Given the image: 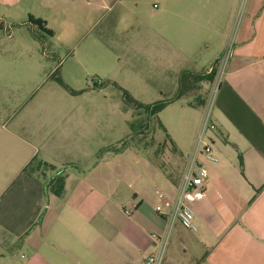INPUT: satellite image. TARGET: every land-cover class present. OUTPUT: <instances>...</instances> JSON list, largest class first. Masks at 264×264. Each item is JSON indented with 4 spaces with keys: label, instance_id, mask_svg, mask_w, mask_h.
Here are the masks:
<instances>
[{
    "label": "crops",
    "instance_id": "0c3cea01",
    "mask_svg": "<svg viewBox=\"0 0 264 264\" xmlns=\"http://www.w3.org/2000/svg\"><path fill=\"white\" fill-rule=\"evenodd\" d=\"M57 1L58 7L83 6L87 11L82 18L91 24L98 16L118 24L122 50L151 55L149 80L161 92L170 88V98L179 92L181 74L192 72L190 84L199 88L205 103L181 99L165 109L183 102L201 113L214 80L198 77L219 69L225 25L234 24L241 5V0ZM8 2L0 0L3 6ZM4 17L0 14V19ZM242 23L223 77L213 84L217 93L212 120L217 128L210 138L219 160L200 159L208 171L205 189L185 198L194 209L198 229L192 231L179 223L181 227L171 231L163 264H264V0L245 3ZM217 40L221 45L212 49L211 42ZM80 120L84 125L75 135L80 148L74 150L95 153L107 149V142L101 138L97 144L95 139L96 115L88 112ZM186 124L176 132L165 124L176 153L183 158L179 174L153 171L152 166V180L163 189L158 194L141 183L143 172H137L141 184L129 202L134 207L130 216L125 212L127 206L116 202L118 189L113 187L114 180L126 172V165L116 169L99 163L78 176L66 171V191L58 197L45 191L44 179L24 172L39 151L25 148L22 162L16 165L10 145L0 143V184L8 180L0 192V257L4 249L13 247V255L2 258L4 263L144 264L157 250L151 235H163L169 228L201 127L197 120ZM2 138L10 143L16 134L7 129ZM2 156L7 157L4 171ZM179 241L185 246L182 252L177 248Z\"/></svg>",
    "mask_w": 264,
    "mask_h": 264
},
{
    "label": "rangeland",
    "instance_id": "374dc122",
    "mask_svg": "<svg viewBox=\"0 0 264 264\" xmlns=\"http://www.w3.org/2000/svg\"><path fill=\"white\" fill-rule=\"evenodd\" d=\"M247 1L241 0L234 24L225 25L222 37L225 45L217 61L219 69L214 82L222 79L233 53ZM57 3V0H9L5 6L0 4V14L5 16L0 19V126L16 134L15 140L8 143L2 138L6 130L1 127L0 143L4 147L10 145L16 165L22 162L26 148L39 151L36 153L40 159L77 176L81 170H92L99 163L116 169L126 165V172L114 180L113 187L118 189L116 202L127 207L141 183L161 194L162 186L153 182L151 167L153 171L158 169L175 176L183 163L167 126L176 132L190 120L202 125L207 109L212 117L217 93L214 82L206 94L207 106L202 113L183 102L165 109L159 116L151 117L137 110L126 103L120 88L144 104L171 96L170 88H163L161 92L149 80L153 72L151 55H142L136 49L122 50L121 27L112 23L111 18L98 16L91 24L82 18L87 11L83 6L58 7ZM29 15L46 20L55 35L49 36L31 24ZM211 44L215 49L221 42ZM59 79L76 93L61 85ZM91 81L100 83V88L93 89ZM88 112L96 115L97 144L102 138L109 144L107 149L95 153L74 150L80 148L79 137L75 136L81 124L84 125L80 119ZM183 118L190 120L184 123ZM1 159V171H4L7 157ZM47 171L52 176L53 171ZM137 172H143L145 180L141 183ZM7 183L8 180L1 182L0 192ZM178 227L181 225L176 222L172 233ZM12 248L1 252L0 264H6L2 258L13 255ZM177 248L181 252L185 250L180 241Z\"/></svg>",
    "mask_w": 264,
    "mask_h": 264
},
{
    "label": "built area",
    "instance_id": "2783aa9c",
    "mask_svg": "<svg viewBox=\"0 0 264 264\" xmlns=\"http://www.w3.org/2000/svg\"><path fill=\"white\" fill-rule=\"evenodd\" d=\"M224 60H226V58ZM219 74L220 71L218 75ZM96 84L99 85L100 83L96 82ZM96 84H94V81H91L92 87ZM216 128V124L213 122L210 114V109H207L194 145L192 155L184 171L176 202L169 217V228L163 235H151L153 240L157 243V250L155 253L147 256L144 259V264H163L170 242L171 230L176 222H179L186 229L197 231L198 228L195 223L194 209L184 201V195L187 192L199 195L205 189L208 171L205 164H203L200 159L204 158L210 163H216L219 160L210 138V133L216 130ZM133 210L134 207L125 208V212L129 216L132 214ZM157 210L161 212L162 207H157Z\"/></svg>",
    "mask_w": 264,
    "mask_h": 264
},
{
    "label": "trees",
    "instance_id": "16d2710c",
    "mask_svg": "<svg viewBox=\"0 0 264 264\" xmlns=\"http://www.w3.org/2000/svg\"><path fill=\"white\" fill-rule=\"evenodd\" d=\"M29 22L39 27V29L49 35L54 36L55 33L52 29L48 28L47 22L42 19L35 17L34 15H29ZM217 71L213 69V72L207 75H200L198 78L202 80H209L210 82L214 80ZM194 78L192 72L185 71L181 74L180 77V89L177 95L170 99L159 100L157 102L151 104H144L138 100H136L127 90L120 88L123 91L124 98L127 104L135 107L137 110H143L149 114V116H158L160 112H162L168 105L173 103L174 101H178L181 99L195 98L192 99V103H197L198 105H203L205 102L202 100V97L199 93V88L191 86L190 80ZM59 83L63 85L66 89L71 91L72 93H76L73 89L69 88L61 79H59ZM116 84V83H114ZM100 85V84H99ZM99 85H94L93 89L100 88ZM117 85V84H116ZM47 170L53 171L52 176H48ZM24 172L34 176L41 175L44 178V188L48 193H52L58 197H62L66 191V183L68 178V173L65 169L57 170L53 164H50L46 161L40 159L37 155L33 157V159L25 166Z\"/></svg>",
    "mask_w": 264,
    "mask_h": 264
}]
</instances>
